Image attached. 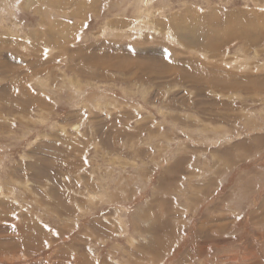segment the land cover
<instances>
[{"label": "rangeland", "instance_id": "1", "mask_svg": "<svg viewBox=\"0 0 264 264\" xmlns=\"http://www.w3.org/2000/svg\"><path fill=\"white\" fill-rule=\"evenodd\" d=\"M0 264H264V0H0Z\"/></svg>", "mask_w": 264, "mask_h": 264}, {"label": "bare ground", "instance_id": "2", "mask_svg": "<svg viewBox=\"0 0 264 264\" xmlns=\"http://www.w3.org/2000/svg\"><path fill=\"white\" fill-rule=\"evenodd\" d=\"M217 39H218V38H217ZM111 45H112V44H111ZM81 49H82V48H80V49H76V51H77V52H80ZM76 51H75V52H76ZM75 52H74V53H75ZM82 54H83V51H82ZM84 56H85V54H83L82 57H84ZM119 56H121V55H119ZM125 57H126V56H125ZM126 58H128V57H126ZM126 58H125V59H126ZM158 58H159V57H158ZM123 59H124V58H123ZM151 60H152V59H151ZM151 60H149V61H151ZM169 60H170V59H169ZM155 61H157V60H155ZM159 61H160V60H159ZM159 63H160V62H159ZM128 66H129V65H128ZM121 68H122V67H121ZM125 70H126V69H125ZM144 70H145V69H144ZM143 72H144V71H143ZM188 74H190V73H188ZM196 74H197V72H196ZM144 75H145V74H144ZM244 75H245V74H244ZM144 77H145V76H144ZM259 80H260V79H259ZM247 87H248V86H247ZM157 232H158V231H157ZM158 246H159V244H158Z\"/></svg>", "mask_w": 264, "mask_h": 264}]
</instances>
